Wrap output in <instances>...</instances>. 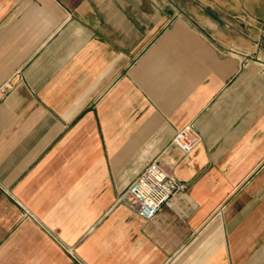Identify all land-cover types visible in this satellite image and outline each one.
Wrapping results in <instances>:
<instances>
[{
	"label": "crops",
	"instance_id": "0c3cea01",
	"mask_svg": "<svg viewBox=\"0 0 264 264\" xmlns=\"http://www.w3.org/2000/svg\"><path fill=\"white\" fill-rule=\"evenodd\" d=\"M212 4L0 0V264H264V62ZM161 152L186 189L143 221Z\"/></svg>",
	"mask_w": 264,
	"mask_h": 264
},
{
	"label": "built area",
	"instance_id": "2783aa9c",
	"mask_svg": "<svg viewBox=\"0 0 264 264\" xmlns=\"http://www.w3.org/2000/svg\"><path fill=\"white\" fill-rule=\"evenodd\" d=\"M5 88H0L1 94L6 91ZM200 142L201 137L193 124L187 123L175 131L170 145L185 157L191 154ZM175 165L176 162L167 153L161 152L125 188L120 199L130 203L135 217L149 221L163 207L175 204L174 196L186 189V186L172 175Z\"/></svg>",
	"mask_w": 264,
	"mask_h": 264
},
{
	"label": "rangeland",
	"instance_id": "374dc122",
	"mask_svg": "<svg viewBox=\"0 0 264 264\" xmlns=\"http://www.w3.org/2000/svg\"><path fill=\"white\" fill-rule=\"evenodd\" d=\"M207 1L213 3L219 33L240 39L251 59L264 62V0Z\"/></svg>",
	"mask_w": 264,
	"mask_h": 264
}]
</instances>
